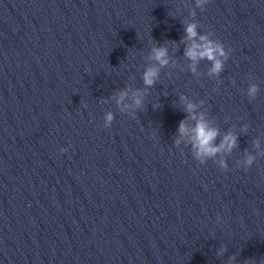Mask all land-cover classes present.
Instances as JSON below:
<instances>
[{
    "label": "water",
    "instance_id": "95a60500",
    "mask_svg": "<svg viewBox=\"0 0 264 264\" xmlns=\"http://www.w3.org/2000/svg\"><path fill=\"white\" fill-rule=\"evenodd\" d=\"M0 264H264V0H0Z\"/></svg>",
    "mask_w": 264,
    "mask_h": 264
},
{
    "label": "clouds",
    "instance_id": "9594fccd",
    "mask_svg": "<svg viewBox=\"0 0 264 264\" xmlns=\"http://www.w3.org/2000/svg\"><path fill=\"white\" fill-rule=\"evenodd\" d=\"M206 0H197V6H201ZM186 38L190 41H192L191 45L186 47L184 55L191 61L195 62L199 59H207L212 62V67L210 69V73L212 74H218L223 67L222 60L220 57L225 56V53L222 49V46L218 43H215L208 39L207 36L201 35L199 36V41H196L197 32H196V25L195 24H188L185 28ZM152 55L151 59L157 62V64L160 67L166 66L169 63L168 60V53L167 49L163 46L161 47H153L151 49ZM159 67L152 66L148 67L143 75L142 80L143 84L147 87H151L159 75ZM192 71H195V66L193 63ZM257 92L256 86H251L249 88L248 94L250 96H254ZM128 95L126 91H121L119 93V97L117 99V103L120 104L125 97ZM142 96V92L140 90H137L133 92V104L136 106H139L141 104L140 97ZM184 97H181V100H183ZM125 107H128V105H125ZM195 108V105L188 103L186 105V110L191 114L193 113V110ZM106 122H111L113 119V116L111 113L107 114ZM192 119L196 120L195 126L192 128V136H191V142L193 144V147L195 148V155L197 158H203V157H210L215 155L217 152L223 150L230 151L231 148L235 145L236 138L232 134H227L223 137L221 143L219 145H214L213 142L218 135V132L215 128L209 127L206 121H204L203 117L201 116L199 119H197L196 115H192ZM188 129L186 128L185 122L183 120L180 121L177 132L180 135H184ZM253 160V157H249L246 161L247 164H251Z\"/></svg>",
    "mask_w": 264,
    "mask_h": 264
}]
</instances>
